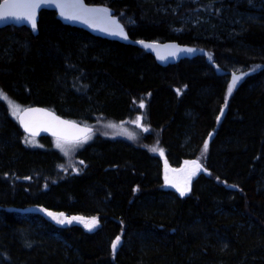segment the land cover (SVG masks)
Listing matches in <instances>:
<instances>
[{
    "label": "trees",
    "instance_id": "16d2710c",
    "mask_svg": "<svg viewBox=\"0 0 264 264\" xmlns=\"http://www.w3.org/2000/svg\"><path fill=\"white\" fill-rule=\"evenodd\" d=\"M85 2L133 42L196 53L161 66L46 10L37 35L0 30V264H264V0ZM10 103L93 127L79 171H63L57 139L30 143ZM194 160L206 170L187 191L164 187Z\"/></svg>",
    "mask_w": 264,
    "mask_h": 264
},
{
    "label": "water",
    "instance_id": "95a60500",
    "mask_svg": "<svg viewBox=\"0 0 264 264\" xmlns=\"http://www.w3.org/2000/svg\"><path fill=\"white\" fill-rule=\"evenodd\" d=\"M56 12L65 25L89 34L111 39L122 44L139 46L148 51L161 66L175 65L196 52L174 41L133 42L126 35L111 12L102 6L90 5L85 0H2L0 2V30L8 27H26L33 35L38 33L40 12ZM17 122L23 133L31 138L49 137L67 141H80L94 132V128L62 117L40 106H28L20 111ZM210 134L207 144L211 141ZM192 172L204 173L205 168L193 161Z\"/></svg>",
    "mask_w": 264,
    "mask_h": 264
},
{
    "label": "rangeland",
    "instance_id": "374dc122",
    "mask_svg": "<svg viewBox=\"0 0 264 264\" xmlns=\"http://www.w3.org/2000/svg\"><path fill=\"white\" fill-rule=\"evenodd\" d=\"M21 109L22 108L19 105L10 103V113L14 118H17ZM224 112L225 111L222 110L220 119L223 116ZM123 130L129 131L130 128L123 127ZM91 136L92 135H89L87 138L76 142L63 141L58 139L54 141L55 147L60 149V152L62 153L65 160L62 164V169L64 172L72 173L79 171V169L81 168V164L74 159V155L79 149L83 147L85 143H87L92 138ZM29 142L39 144L36 138H30ZM192 166L194 165L191 161H186L181 167L177 169L167 168L165 171L164 187L172 189L174 191H187L190 182L196 175L191 172ZM33 209L42 213L47 219L60 226H70L76 224L88 231H93L100 225L99 219L95 216H70L63 212L48 210L40 206L34 207Z\"/></svg>",
    "mask_w": 264,
    "mask_h": 264
}]
</instances>
